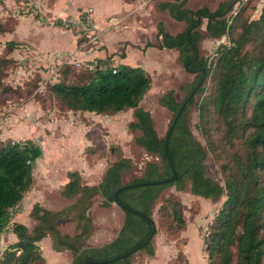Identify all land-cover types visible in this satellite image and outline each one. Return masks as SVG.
<instances>
[{
	"label": "trees",
	"instance_id": "trees-1",
	"mask_svg": "<svg viewBox=\"0 0 264 264\" xmlns=\"http://www.w3.org/2000/svg\"><path fill=\"white\" fill-rule=\"evenodd\" d=\"M237 0H220L214 8L201 5L186 6L187 0L162 1L160 8L185 22L182 30L170 33L162 21L156 24L159 48H176L177 58L183 67L193 73L191 81L183 83L185 95L178 99L169 89L158 102L171 112L165 133L155 128L151 112L139 105L151 86V75L140 65L120 63L94 71L64 62L59 67V79L50 83L54 97L67 109L88 110L114 114L133 109L130 130H138L134 141L147 152L158 157L145 162L141 175L124 182L122 174L132 168L131 159L119 154L110 159L97 183H83L77 170L68 171V180L61 189L62 195L75 197L69 208H80V229L73 235L61 234L57 217L64 209L53 210L34 203L30 215L35 219L31 228L21 222H12L16 239L7 243L0 253V264H45L39 240L52 234L55 250L69 249L71 264L88 258L103 259L121 254L140 243L150 231V221L135 212L122 209L123 219L117 233L101 245H84L94 225L89 214L92 198L99 194L103 206L113 202V192L123 183L159 180L173 175L171 182L133 185L117 192V198L129 207L147 215L153 214V203L164 188L174 185L189 189L196 195L226 198L218 212L209 220L203 237L207 264H262L264 259V4L258 17L249 18L245 8H239L229 20L226 14ZM205 19V30L213 37L227 33L228 44H221L209 58L199 51L202 32L199 26ZM0 18V33L9 31ZM62 25V18L58 19ZM150 45L149 41L146 42ZM7 50L16 45L8 40ZM16 63L13 57H0V89L11 87L4 83L1 65ZM80 69L77 73L74 69ZM115 70V71H113ZM70 72H73V76ZM202 79V83L184 106L167 140L168 127L185 97ZM206 95L199 100L197 126L203 133L205 144L199 141L188 125V111L199 93ZM86 146L88 154H95L99 144H105L94 129ZM90 131V129L88 130ZM103 140V141H102ZM115 152V146L108 147ZM213 151L222 160L220 168L223 182L206 171L207 151ZM42 153L41 147L31 138L0 140V232L10 222L12 208L21 201L32 182L33 165ZM184 203L177 196L169 195L157 209L161 224L169 234L186 226ZM140 250L154 253L152 241ZM183 253L179 250L177 255ZM131 256L92 264H132Z\"/></svg>",
	"mask_w": 264,
	"mask_h": 264
},
{
	"label": "rangeland",
	"instance_id": "rangeland-1",
	"mask_svg": "<svg viewBox=\"0 0 264 264\" xmlns=\"http://www.w3.org/2000/svg\"><path fill=\"white\" fill-rule=\"evenodd\" d=\"M54 1L55 0H0V18H2L7 26L12 25L14 21L17 23L19 17L22 15L20 23L17 25L18 28L15 29V23L9 31L0 33V57H15L14 59H16V63L10 62L7 65H1V71L5 73L3 81L5 84L9 85L11 89H0V140L8 138L18 139L21 135L22 137H25V135L31 134L37 143H39L40 132L39 130L35 131L34 124L39 126L40 123H46L48 120L59 117L63 118L64 116L68 117V111H66L67 108L65 105L59 102L49 89L50 83L57 81L60 77L55 71H51L53 64H47L41 60L36 63L32 60L30 61V58H25L26 61L25 59L23 60L21 55H25V53L22 49V41L14 40L16 45L10 51L7 50L6 45L8 39L19 36V31L22 32V34H25L24 30L28 28L29 23H31L29 19L37 25L34 30L40 31L43 35L52 36L51 39L53 40L54 38H59V40L63 41V44L67 43L65 44L67 48L68 45L71 43L73 44L72 35H78V33L82 32L80 31V28L82 27L81 24L73 22L70 23V26H65L62 21V25L58 26L57 22L59 18L67 19L78 16L77 11L63 13V16L55 14L50 8L54 5ZM218 1L220 0H188L187 5L195 8L200 5H207L208 7L213 8ZM89 4L95 8L96 18L101 17V13L103 12L106 16L110 13L113 14V11L117 10L118 7L115 0H73L71 2V7H75L76 5L86 7ZM263 4L264 0H237L233 5L232 10L226 14V17L231 20L239 8L244 7V14L246 16L249 18H256L260 14ZM139 15L140 12L136 11V16L139 19L142 18L139 23H144L146 27L145 32L150 35L149 37H151L152 41H155L152 28L159 18L164 20L166 25L171 29L179 23L178 20H175L164 13L158 14L159 18L156 17L155 14H152L150 17L151 19H143V17H140ZM204 23L205 22L203 21L199 26V29L202 32V37L199 42V51L203 55L212 58L219 45L229 43V36L227 33L220 37L211 36L205 30ZM124 36L136 38L139 37V33L133 31L131 28L124 29L121 27L111 28V30L106 32L105 45L101 47L100 50L108 52L118 51V53H115L114 57L109 61L110 64L117 63L121 58L119 51L123 47L121 39ZM80 37L81 35L78 38V44L80 42ZM154 49L159 50L155 47L148 49L144 53V57L140 56V50L137 47L129 49L127 54L131 61L130 64L142 66L145 71L151 75V86L142 97L139 105L147 108L151 112L156 130L160 135H163L171 117V112L158 102V98L165 91L172 89L175 96L178 99H182L186 91L181 88V85L191 81L193 73L187 71L183 67L178 58H176V55L173 54V50L163 49L158 53ZM160 55L165 59L164 61H160ZM61 58L62 60L67 59L64 58V56ZM137 60H139V63L136 62ZM64 62H66V60ZM74 69L77 73H82L80 69H76V66H74ZM70 73L73 76V72ZM205 95L206 91L199 93L196 97L195 103L188 111V125L193 135L204 144L205 139L203 133L197 126V121L199 119L197 100ZM132 114V108L111 115L96 116L95 114H85V130L87 127L90 129V131L86 133V136L89 137L93 131L92 129H94L101 135L105 142L103 146L102 142L99 144V149L95 154L85 155V169L83 168L80 170H84V181L86 183H96L100 179V175L109 160L116 158L119 154L129 157L132 162V168L122 174L124 182L129 181L134 176L141 175L146 161L152 159L158 160L156 155L147 152L142 146L134 141V137L139 131H133L128 128V122L133 118ZM11 115H13V120L11 119ZM66 122L68 123V121ZM101 123L105 126L101 125ZM57 124H61V122L55 123V126ZM52 125L54 124L51 123L50 127H52ZM55 126H53V128H55ZM28 127L32 130L31 133L27 132ZM41 127L44 128V125H41ZM60 129H62V132L66 135L69 134L71 137H74L77 134V129L75 128H71L72 130H66L60 126ZM17 130L22 134H18ZM46 130L49 131V129ZM66 137L68 138V136ZM57 139L58 138L56 137L52 139L49 138L47 144L44 141V147L46 150L45 156H51L54 155V151L57 152V148L54 145H51V141H57ZM88 142L89 140L85 137V147L88 145ZM110 145L115 146L116 150L114 153L109 152L110 149L108 147ZM46 146L48 147L46 148ZM39 159H37V165H40L41 163L42 158ZM58 161L59 163H65L66 158L62 157ZM221 162L222 160L218 158L213 151L208 149L205 158L207 174L222 183ZM63 171L64 170H61L62 173ZM31 190L33 191V189ZM169 195L177 196L184 203L183 211L187 220L185 228L187 227V224L194 223L195 231H197L200 238L204 237L209 220L218 212L227 196L226 192L222 193V195L216 199L196 195L190 191L189 182H187L185 188L181 190L176 189L174 185L164 188L153 203L152 217L156 222V233L151 241L154 247V254H148L143 250L136 251L131 256L132 264H185L184 256L181 255V253L178 255L176 254L177 251L181 249L182 244L186 241L187 237L185 236V232L183 233V230H180L175 234H169L164 223H160V216L157 212V209L163 203V200ZM48 196L54 198L52 202L47 204L48 206L57 207V210L64 209L56 220L59 232L68 235L77 233L82 222L79 217L80 208H69L75 201V197H63L62 199L57 197V194L54 195V193L53 195L49 194ZM22 204L23 202H21L20 206L15 207V209L12 208V215H14L19 209L23 210ZM205 207L207 208L205 209ZM89 214L92 218L94 229L92 231V236L89 237L90 234L83 241L82 244L84 245L103 244L113 236L111 228L118 226L123 219L122 209L113 202L110 205L103 206L99 194H96L92 198ZM31 223L34 222L32 221ZM195 231L187 228L189 240L194 245H196L198 241ZM45 238L46 239L43 240V242H38L45 258V264H71V250L64 249V253L61 254L63 256H58L57 251L51 246L53 235L50 233ZM7 243H10L8 236H5V238L1 237L0 253ZM202 251L204 252V249H202ZM159 252L162 253L160 256L157 254ZM262 264H264V259Z\"/></svg>",
	"mask_w": 264,
	"mask_h": 264
},
{
	"label": "crops",
	"instance_id": "crops-1",
	"mask_svg": "<svg viewBox=\"0 0 264 264\" xmlns=\"http://www.w3.org/2000/svg\"><path fill=\"white\" fill-rule=\"evenodd\" d=\"M72 1L73 0H55L54 5H52V7H50V8L53 11V13L58 14L60 16H63L62 15L63 13L74 12V11L75 12L77 11V14L79 15L82 11H84L88 7H92L93 8L92 17H93V20L95 21L96 26H97V28L95 29L96 30L95 32L98 33V37H97L96 42L95 43H89L88 42L89 38L86 35V29L84 30V29L80 28V31H82V32L78 33V35H75V34L72 35L73 44L71 43L70 45H68V48H67V46H65V44H67V43L63 44V41L59 40V38H54V40H53V39H51L52 36L51 37H50V35L46 36V35H43L40 31L34 30L35 26H37V25L35 22H33L31 19H29L32 24L29 23V27L24 30L25 34H22V32L19 31L18 32L19 36H16V37L12 36L15 39H13V38L8 39V40H15V41L17 40V41L23 42V44H21V45H23L22 49L25 53V55H21L23 60L25 58H30V61L32 60L33 62H36V63L40 62L39 60H41L43 62H46L47 64H53L51 71H55L56 74H59L58 69L60 67V64L62 62H64L65 60H66V62L74 63L76 60H79V59H83V60H91V59L94 60L95 59V60L103 63L105 66H109V65L114 66V65H117L120 63L130 64L131 61L129 60L127 52L129 49H132L135 47H137L140 50L139 54L142 57H144V53L148 49L155 47V48L159 49V50L154 49L158 53L161 52L163 49L173 50L172 52L174 55H176V58H177L178 51L176 48H173V49L167 48V47L159 48L158 46L155 45L158 42V38H157V34H156L157 33L156 24L158 21H162L165 28L170 33H173V34L182 30L185 26L184 21L178 20L179 21L178 25H175L171 29L166 25L164 20H162L161 18L158 17V14H163V13L167 14V16L172 17L169 14L167 9L160 8V3L162 1H171V0H115V2L118 5V7H117L118 11L115 10V11H113L114 15L110 13L107 16L104 15V12H103V13H101V17H99V18L98 17L96 18L95 8L91 4H89L86 7H81V6L76 5L77 6V8H76L75 5H74L75 7H71ZM187 2H188V0H187ZM187 2H186V6H188ZM218 2L216 3V5L218 4ZM200 6H198V7H200ZM192 8H195V7H192ZM136 11L140 12L139 16L143 17V19H146V18L151 19L150 17L152 16V14H155V16L159 18L156 21V23L154 24V27L152 28L153 35L155 36V41H152L151 37H149L150 35L145 32L146 27H145L144 23H139V22H141L142 18L139 19L136 16ZM111 15H113L117 18V20H118L117 23L112 24L109 22L108 19ZM155 16H153V17H155ZM21 18H22V15L19 17L18 22L15 24V29L18 28L17 25H19ZM175 20H177V19H175ZM203 21L205 22V20H203ZM33 25H34V27H33ZM117 26L119 28L121 27L124 29L131 28L133 31H137L139 33V37L130 38L128 36H124L121 39L123 47L119 51V55L121 56V58L117 61V63L110 64L109 61L114 57L115 53H118V51L108 52V51L100 50V48L105 45L106 32L111 30V28H115V27L118 28ZM204 27H205V23H204ZM73 33H74V31H73ZM80 35H81V37L79 39L80 42L78 44V38ZM147 41H149L152 44L146 45ZM62 56H64V58H67V59L62 60V58H61ZM160 57H161V58H159L160 61L165 60V59H163V57L161 55H160ZM25 61H26V59H25ZM136 62L139 63V60H137ZM161 64H163V63H161ZM130 65H137V64H130ZM40 109H41V106H40ZM66 111H68V113H67L68 117L64 116L63 118L59 117V118H55L52 120H48V122H46V123H40L39 126L37 124H34L35 125V131L39 130V132H40L39 143H37V141L35 140V138L31 134L25 135V137H22V135H21L18 138V139L31 138L36 144H38L41 147L42 153L39 157L36 158V160L34 162L33 171H32L33 177H32V182H31L29 189L27 191H25L21 201L15 206V207L20 206L21 202H23V204H22L23 210L19 209L17 212H15L14 215H12L10 222L0 232V239H1V237L5 238V236H8L9 242H12L16 239V234L11 229L12 222H21V223H24L25 225H27L29 228L32 227V225L34 223H31V222L32 221L35 222V219L30 215V210H31V207L34 203H39V204H41L47 208L57 210V207H50L47 205L48 203H50L54 200V198L52 196H48V195L49 194L53 195V193H54V195L57 194V197H60L62 199H63V197H66V196L62 195L61 189H62L63 185L69 179L68 175H67L68 171L77 170L81 175V181L83 183H86L84 181V178H85L84 177V170L83 171L80 170L83 168L85 169V155L88 154L86 152V149H85L86 148L85 147V137L87 140H89L88 145L91 143L90 142L91 139L88 136H86L87 135L86 133L88 132L89 127H87L85 130V114L86 115L95 114L96 116L97 115H99V116L111 115V114H103V113H96V112L88 111V110H73V109H67ZM11 119L13 120V115H11ZM66 121H68V123ZM59 122H61V124H57L55 126V123H59ZM51 123L54 124V125H52V127H50ZM41 125H44V128H42ZM101 125L105 126L102 123H101ZM53 126H55V128H53ZM60 126L66 130L67 129L72 130L71 128H73V129L75 128V129H77V134L74 137L69 136V134L66 135L64 132H62V129H60ZM45 127H46V129H49V131L46 130ZM41 129H43V130H41ZM18 131L19 130H17V132ZM45 131H47V132H45ZM19 132H18V134H22ZM27 132L31 133L32 130L29 129V127H28ZM63 136H65V137H63ZM66 136H68V138ZM54 137H56L58 139H57V141L56 140L51 141V145H54L57 148V152L54 151V155L45 156L46 150L44 147V145H45L44 141L47 144V140H49V138L52 139ZM47 147L48 146H46V148ZM80 147H81V149H80ZM62 157L66 158L65 163L64 162L59 163L58 160ZM39 158H42L41 163H40V165H37V159H39ZM106 166L104 167L103 172H104ZM61 170H64L63 173L61 172ZM103 172H102V174H103ZM102 174L100 175V178H101ZM34 178H35V183H34ZM92 184H94V183H92ZM31 189H33V191ZM206 208L207 207H205V209ZM121 222H122V220H121ZM121 222L119 223L118 226L111 228V230L113 231L112 237H114L116 235L117 230H118ZM187 228L193 229L195 231L194 223L193 224L192 223L187 224V227L184 228L182 231L183 233L185 232V236L187 238H186V241L182 244L181 249H179V250L183 253V256L185 258V264H207L206 252H205V249L203 247V238H200L197 234V231H195L198 241H197L196 245L192 244V242H190L189 236L187 234ZM91 236H92V233L89 237H91ZM45 237L46 236H44L41 240H39V242H43V240L46 239ZM110 239H108L107 241H109ZM51 246H52V240H51ZM52 248H53V246H52ZM202 249H204L205 253L202 251ZM56 251L58 253V256H63L61 254H63L65 250H60V251L56 250ZM155 254H156V249H155ZM157 254H159V256H160L162 253L159 252Z\"/></svg>",
	"mask_w": 264,
	"mask_h": 264
},
{
	"label": "water",
	"instance_id": "water-1",
	"mask_svg": "<svg viewBox=\"0 0 264 264\" xmlns=\"http://www.w3.org/2000/svg\"><path fill=\"white\" fill-rule=\"evenodd\" d=\"M202 83V79L194 86V88L192 89V91L185 97V99L183 100V103L181 104L179 110L177 111L176 115L174 116L173 120L171 121L168 130L166 132L165 135V151H166V155L169 157V154L167 152V140L169 137V134L173 128V125L175 124V121L177 119V117L179 116L180 112L182 111V109L184 108L185 105H187L190 97L193 95V93L195 92V90L200 86V84ZM172 170H173V175L171 177L168 178H164V179H159V180H148V181H139V182H131V183H123L122 185H120L117 189H115V191L113 192V203H115L116 205H118L121 209H125V210H129L131 212H135L138 213L140 215H143L144 217H146L151 224L150 227V231L148 233V235L137 245H135L134 247L128 249L127 251L109 257V258H103V259H94V258H88V259H84L82 261H79L77 264H92V263H106V262H110V261H114L120 258H123L127 255L133 254L136 251H139L141 249V247H143L148 241L152 240L153 236L156 233V222L154 220V218L151 215H147L135 208L129 207L128 205L122 203L121 201L118 200L117 198V192L121 189L133 186V185H138V184H149V183H158V182H171L174 181L176 179L177 173L176 170L174 168V165L172 163Z\"/></svg>",
	"mask_w": 264,
	"mask_h": 264
},
{
	"label": "built area",
	"instance_id": "built-area-1",
	"mask_svg": "<svg viewBox=\"0 0 264 264\" xmlns=\"http://www.w3.org/2000/svg\"><path fill=\"white\" fill-rule=\"evenodd\" d=\"M92 11H93V8L88 7L87 9L82 11L76 17H71V18H67V19L63 18L62 19L63 24L65 26H70V23H73V22L81 24V26H82L81 28L84 30L86 29V35L89 38V40H88L89 43H95L97 40V37H98V33L95 32L96 31L95 29L97 28V26H96L95 21L93 20ZM108 20L112 24L118 22L117 18L115 16H112V15L109 17ZM74 64L77 67L86 68V69L91 70V71H94L95 69H103L105 67V65L103 63H101L95 59L94 60L93 59H91V60L79 59V60H76L74 62ZM113 71H115V70H113Z\"/></svg>",
	"mask_w": 264,
	"mask_h": 264
}]
</instances>
